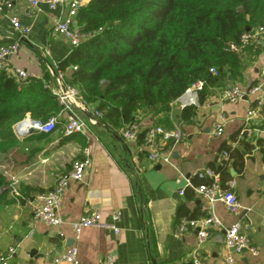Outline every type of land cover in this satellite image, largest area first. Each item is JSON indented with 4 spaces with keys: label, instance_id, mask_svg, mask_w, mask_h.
I'll use <instances>...</instances> for the list:
<instances>
[{
    "label": "crops",
    "instance_id": "crops-1",
    "mask_svg": "<svg viewBox=\"0 0 264 264\" xmlns=\"http://www.w3.org/2000/svg\"><path fill=\"white\" fill-rule=\"evenodd\" d=\"M64 11L43 3L31 8L26 1L16 0L10 10L0 14V44L12 40L19 43L17 53L9 58L13 66L28 71L33 79H52L49 68L72 50L68 40L52 30L53 19ZM10 17L28 26L29 34L20 37L10 27ZM235 55L233 76L226 74L218 86L208 87L203 101L198 103L197 99L191 105L194 110L190 116L183 118V108L175 105L168 112L152 116L138 112L136 119L143 127L158 124L184 132V140L172 146L169 164L149 162L138 140L124 141L119 129L112 133L103 125L92 126L86 134L70 135L64 134L60 120L48 135L35 131L18 135L12 127L15 144L10 147L0 143V252L16 246L8 264H70L51 263L46 256L71 245L77 248V258L83 264H103L108 253L114 255V264H191L194 258L204 264H225L228 253L242 264H264V132L259 117L245 121L248 108L264 91V45L245 48ZM61 70L68 81L70 66ZM232 84L246 90L259 84L260 90L236 101L221 99L220 89ZM92 108L88 103L82 117L88 119ZM219 115L223 132L215 136L211 124ZM244 128L248 130L242 132ZM102 129L107 132L105 139L100 137ZM85 146L91 163L83 180H71L63 190L57 210L62 223L47 226L34 220L28 202L52 188L57 177L69 170L71 161L82 156ZM222 160L227 162L229 175L223 189L236 196L239 214L230 213L220 200L212 202L211 210L223 226L249 219L248 233L257 248L255 255L229 252L223 244L222 227H208L207 236L200 242L195 230L174 233L176 222L186 217L178 214L180 206L191 218L206 213L205 200L187 180L197 186L200 179L196 172L217 166ZM13 187L17 196L12 193ZM96 209L104 223L111 222L114 211L119 212L118 233L109 227L89 226L74 238L70 222Z\"/></svg>",
    "mask_w": 264,
    "mask_h": 264
},
{
    "label": "trees",
    "instance_id": "trees-1",
    "mask_svg": "<svg viewBox=\"0 0 264 264\" xmlns=\"http://www.w3.org/2000/svg\"><path fill=\"white\" fill-rule=\"evenodd\" d=\"M76 21L86 37L58 67L76 66L68 81L102 113L100 123L116 133L138 112L167 111L197 80L204 81L201 103L208 87L218 86L237 68L236 55L225 44L264 23V0H88L78 8ZM59 109L39 79L18 81L0 70V143L15 144L12 127L26 115L44 121ZM193 110L184 107L183 118ZM208 168L227 188L226 160ZM206 178L199 182L208 184ZM178 214L191 218L183 206Z\"/></svg>",
    "mask_w": 264,
    "mask_h": 264
},
{
    "label": "built area",
    "instance_id": "built-area-1",
    "mask_svg": "<svg viewBox=\"0 0 264 264\" xmlns=\"http://www.w3.org/2000/svg\"><path fill=\"white\" fill-rule=\"evenodd\" d=\"M16 0H0V14H3L11 9ZM31 8L39 4H45L50 9L64 8L62 15L55 17L52 21V30L54 33L64 36L70 46H77L85 37L86 34L80 29L76 21L78 8L83 5L82 0H24ZM10 27L14 29L20 37H25L29 34L28 26L21 24L16 18H9ZM264 45V23L253 28H248L242 32L237 42H228L225 44L226 51L240 54L245 48L258 49ZM19 43L17 40H12L0 44V70L4 71L9 76L16 80H26L33 78V75L28 71L13 66L9 58L17 53ZM76 68L75 65L70 66L71 70ZM52 79L50 81L41 80L42 85L55 98L60 106L59 112L42 121L30 115H26L14 124V131L18 135H23L24 131L32 128L33 131L43 134H50L60 119H63V132L66 135L70 134H86L90 132V128L95 125H103L100 123L102 113L96 108H92L91 115L88 119L82 117V113L86 112L88 103L83 98L82 90L72 85L65 80L63 71L58 67V64H53L50 68ZM209 72L215 74L214 68H209ZM261 74L264 76V63L261 67ZM204 81L197 80L190 84L183 93L175 100L169 103L170 111L173 105L178 108L195 105L198 99V92L203 88ZM260 90L259 84L249 87L247 90L232 84L220 89V98L229 101H236L244 98L248 93H256ZM259 117L261 122V131L264 132V91L256 98L254 106L247 110L245 121ZM213 134L220 136L223 132L222 116L211 124ZM244 128L242 132L247 131ZM139 134H142V139L139 141V149L142 150L146 159L151 163H166L171 160L172 146L181 142L185 138L184 132L178 127L165 129L158 124H152L148 127H143L139 120L135 119L124 124L119 128V136L124 141L136 142ZM168 145H167V144ZM224 157H227L225 151L222 152ZM261 155L264 159V145L261 148ZM91 163V156L87 146L82 148V156L71 161L68 171L60 174L54 186L45 191L39 192L28 202V206L32 212L33 219L47 226H59L62 223V218L57 210L61 203V197L64 188L69 181H81L84 178L85 171ZM198 178L207 177L210 179L208 184L200 183L197 186H192L187 180L189 186L193 187L195 192L205 200L206 213L201 218L180 217L174 227V233L181 235L187 230L196 231V239L202 241L208 234V227H222L224 229L223 244L229 252L237 254L245 251L255 255L257 248L253 244L249 233V219L245 217L244 221L236 220L230 225L223 226L221 221L213 214L211 204L214 200L223 202L225 208L232 214H239V205L236 196L231 190L222 189L219 186L218 173L210 168H204L195 174ZM12 193L18 195L17 190L13 187ZM180 195L184 193L182 189L178 191ZM119 212L114 211L111 214V222L104 223L100 220L99 211L96 209L89 215H83L76 220L70 222L74 238H77L81 230L89 226H104L109 227L114 233H118L119 229L116 222L119 219ZM16 246H9L5 251L0 252V264H8V261L13 257ZM51 263L67 262L70 264H83L77 258V248L74 245L68 246L65 249L57 250L46 256ZM225 264H242L237 261L231 253L224 257ZM103 264H114V255L108 253L103 258ZM191 264H204L200 259L194 258Z\"/></svg>",
    "mask_w": 264,
    "mask_h": 264
},
{
    "label": "rangeland",
    "instance_id": "rangeland-1",
    "mask_svg": "<svg viewBox=\"0 0 264 264\" xmlns=\"http://www.w3.org/2000/svg\"><path fill=\"white\" fill-rule=\"evenodd\" d=\"M13 126H14V125H13ZM101 132H102V133H100V137H101L102 139H105V138H106V135H107V132H106L104 129H102Z\"/></svg>",
    "mask_w": 264,
    "mask_h": 264
},
{
    "label": "water",
    "instance_id": "water-1",
    "mask_svg": "<svg viewBox=\"0 0 264 264\" xmlns=\"http://www.w3.org/2000/svg\"><path fill=\"white\" fill-rule=\"evenodd\" d=\"M247 29H248V28H247ZM247 29H246V30H247ZM32 131H33L32 128H28V129H27L26 131H24L23 133L26 134V133H30V132H32Z\"/></svg>",
    "mask_w": 264,
    "mask_h": 264
}]
</instances>
